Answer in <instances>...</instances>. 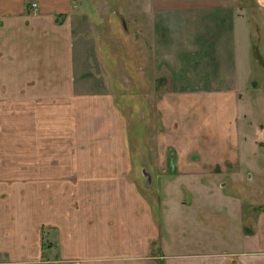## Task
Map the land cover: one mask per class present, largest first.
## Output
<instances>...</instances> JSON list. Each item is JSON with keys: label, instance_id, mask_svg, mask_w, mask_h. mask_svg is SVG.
I'll return each instance as SVG.
<instances>
[{"label": "crops", "instance_id": "1", "mask_svg": "<svg viewBox=\"0 0 264 264\" xmlns=\"http://www.w3.org/2000/svg\"><path fill=\"white\" fill-rule=\"evenodd\" d=\"M142 2L153 11L236 15L241 22L229 20L218 46L223 67L218 71L225 80L243 67L252 71L246 52L231 48L237 44L238 27L246 25L247 9L252 10L259 22L252 52L264 73V0ZM79 3L0 0V264H227L229 258L264 264V236L230 251H171L164 242L159 255L151 254L163 230L159 212L154 214L130 176L122 109L103 75L88 73L97 39L85 37L93 29L89 13L78 10ZM203 88L191 92L207 95L205 102L190 97L193 103L187 106L188 111H199L200 119L193 116L186 126H173L177 131L172 130V137L183 140L174 139V144L184 151L194 145L196 135L204 136L196 143L200 150L194 146L197 158H190L185 168L198 173L200 167L218 165V172L231 180L203 191L217 190L226 203L223 209L245 216L240 193L231 187H240L246 171L249 178L264 174V125L249 105L253 96L261 101L264 87L255 82L250 91L236 83ZM215 110L223 112L218 127ZM209 126L217 127V138ZM3 129L11 135L4 136ZM6 143L11 147L5 149ZM190 153L170 148L166 155L170 174L179 181L186 180L187 172L178 164ZM175 158L176 169L171 166ZM256 212L261 224L264 211Z\"/></svg>", "mask_w": 264, "mask_h": 264}, {"label": "rangeland", "instance_id": "2", "mask_svg": "<svg viewBox=\"0 0 264 264\" xmlns=\"http://www.w3.org/2000/svg\"><path fill=\"white\" fill-rule=\"evenodd\" d=\"M77 1L82 3L78 10L89 13L88 23L93 29L85 37L97 39L96 47L89 54L88 73H93L92 77L103 75L115 103L122 109L126 119V148L133 166L130 176L149 201L154 214L159 212L163 230L151 254L159 255V246L164 242L166 249L171 251H230L246 248L252 237H263L264 222L258 223L256 211L258 206L264 205V174L249 178L251 173L246 171L240 187L238 184L231 187L233 193H240L244 203L245 216L236 215L234 211L223 209L226 203L220 199L217 190L203 191L231 180L229 174H220L218 165L213 168L203 165L198 173L192 167L185 168L190 158H197L198 155L192 153L197 152L196 147L200 150L196 143L204 136L196 135L194 145L185 147L184 151L174 144V139L181 140L182 137H172V130L177 131L173 126L179 127L193 116L197 120L201 117L199 111H188L187 106L193 103L189 101L190 97L202 104L207 95L203 97L191 90L202 87L221 89L236 83L241 89L250 91L255 82L264 87V73L252 52V38L258 35L256 24L259 23L254 20L252 10L247 9L246 25L242 23L243 27H238L237 44L231 46L237 52L238 47L246 52L252 71L247 72L243 67L239 72L233 71L225 80L218 71L219 66L223 70L218 50L227 23L237 19L236 15L184 9L153 11L146 9L142 0ZM237 22L241 21L237 19ZM213 24L216 26L211 31ZM246 83L248 85L244 86ZM184 90L187 92H182ZM249 97L252 98V94ZM255 102L263 106L262 111H258L261 108ZM227 104L231 103L227 101ZM249 105L257 111V119L264 125V97L260 101L253 96ZM212 114L218 127L223 112L215 110ZM217 127L209 126V130L214 133ZM2 131L4 136L11 135L10 130ZM217 137L216 132L213 138ZM216 141L220 142L219 139ZM258 143L256 141L259 146ZM260 145L263 146L264 142ZM8 146L11 144H3L5 149ZM170 148L184 155L191 151L178 164L181 169L185 168L187 174L183 178L186 180L180 178L179 181L170 174L166 165ZM175 162L176 158L172 167L176 166ZM193 180L201 182L190 183ZM248 234L254 236L248 237Z\"/></svg>", "mask_w": 264, "mask_h": 264}, {"label": "trees", "instance_id": "3", "mask_svg": "<svg viewBox=\"0 0 264 264\" xmlns=\"http://www.w3.org/2000/svg\"><path fill=\"white\" fill-rule=\"evenodd\" d=\"M258 210L264 211V205L258 206ZM227 264H240V263L237 259L232 260L231 258H229Z\"/></svg>", "mask_w": 264, "mask_h": 264}, {"label": "water", "instance_id": "4", "mask_svg": "<svg viewBox=\"0 0 264 264\" xmlns=\"http://www.w3.org/2000/svg\"><path fill=\"white\" fill-rule=\"evenodd\" d=\"M122 22H123V27L125 28V27H126V25H125V21L122 20ZM145 172H146L145 169H143V173H145Z\"/></svg>", "mask_w": 264, "mask_h": 264}, {"label": "built area", "instance_id": "5", "mask_svg": "<svg viewBox=\"0 0 264 264\" xmlns=\"http://www.w3.org/2000/svg\"><path fill=\"white\" fill-rule=\"evenodd\" d=\"M32 5H33V6H35V5H36V3L34 2V3H32Z\"/></svg>", "mask_w": 264, "mask_h": 264}]
</instances>
